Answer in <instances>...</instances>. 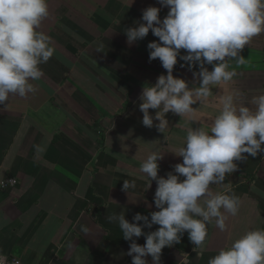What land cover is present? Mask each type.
<instances>
[{
  "label": "crops",
  "instance_id": "crops-1",
  "mask_svg": "<svg viewBox=\"0 0 264 264\" xmlns=\"http://www.w3.org/2000/svg\"><path fill=\"white\" fill-rule=\"evenodd\" d=\"M150 6L161 7L158 0H49L50 15L41 30L51 36L56 53L41 65L44 74L34 82L35 93L13 95L7 106L0 105V182H19L0 188V251L8 258L20 264H132L131 242L108 217L123 212L134 222L137 213L150 219L159 210L156 181L147 189L139 165L160 146L165 153L158 175L174 173L183 158L170 151H177L185 136L184 121L171 112L166 136L142 123V90L167 70L158 58L149 61L147 45L158 37L150 31L129 44L125 31L143 22V10ZM168 11L161 7V19ZM240 54L249 63L237 69L230 85L213 89V99L218 101L225 88L239 89L246 103L264 92V34ZM182 64L178 60L173 75L190 88L199 86L193 75L199 67L189 71ZM156 111L150 109L153 116ZM214 115L203 109L197 118L210 123ZM245 156L224 182L242 201L228 229L210 226L202 255L185 232L179 243L163 249L160 264H208L248 230L264 228V153ZM126 179L136 183L129 192L123 189ZM134 239L146 243L145 236ZM145 259L153 264L150 255Z\"/></svg>",
  "mask_w": 264,
  "mask_h": 264
},
{
  "label": "clouds",
  "instance_id": "clouds-1",
  "mask_svg": "<svg viewBox=\"0 0 264 264\" xmlns=\"http://www.w3.org/2000/svg\"><path fill=\"white\" fill-rule=\"evenodd\" d=\"M158 3L169 8L165 18L161 19V7L150 6L143 10V22H136L125 34L129 44L144 39L150 31L159 38L147 45L149 61L158 58L167 75L143 88L139 108L143 125L155 126L165 136L167 114L182 118L183 145L170 152L182 157L183 162L174 166L175 174L159 176V161L165 151L155 147L140 163L139 172L148 180L147 189L156 181L154 204L159 210L151 212L150 219L137 213L134 222H129L123 212L108 217L110 223L118 224L123 239L131 242L127 255L133 258L132 264H148L145 257L149 255L153 264H160L163 249L179 243L185 232L202 255L209 227L226 231L229 218L240 211L241 198L230 183H224L226 177L237 171L236 161L246 159L245 154L256 157L264 153V92L246 103L239 89L225 88L218 101L213 99V89L230 85L237 69L249 63L241 51L264 34V0ZM49 15V0H0V105L7 106L13 95L26 97L37 91L34 82L43 77L41 65L56 53L51 36L41 30ZM181 50L187 54L181 55ZM178 60L184 61L181 67L186 65L189 71L199 67L198 72L193 71L199 86L190 88L185 79L173 75ZM205 65H212V70ZM197 103L200 107L194 108ZM150 109L157 110L155 116ZM203 109L215 113L210 123L197 118ZM154 121L159 123L154 125ZM194 122L200 126L193 127ZM213 185L223 190L217 191ZM135 187V180H124L125 191ZM153 225L159 228L144 232ZM141 236L146 237L144 245L134 239ZM0 264H8L2 251ZM208 264H264V228L248 230L221 248Z\"/></svg>",
  "mask_w": 264,
  "mask_h": 264
},
{
  "label": "built area",
  "instance_id": "built-area-1",
  "mask_svg": "<svg viewBox=\"0 0 264 264\" xmlns=\"http://www.w3.org/2000/svg\"><path fill=\"white\" fill-rule=\"evenodd\" d=\"M8 181H11L10 183ZM4 186L0 187L2 190H7L10 188H14L18 185V180L15 178H9L3 181ZM8 264H20L19 261H17L14 258H8Z\"/></svg>",
  "mask_w": 264,
  "mask_h": 264
}]
</instances>
